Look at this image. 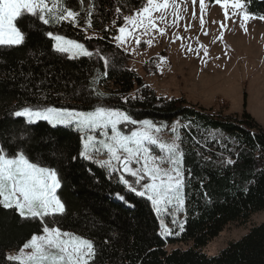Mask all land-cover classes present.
<instances>
[{
  "label": "trees",
  "instance_id": "trees-1",
  "mask_svg": "<svg viewBox=\"0 0 264 264\" xmlns=\"http://www.w3.org/2000/svg\"><path fill=\"white\" fill-rule=\"evenodd\" d=\"M98 2L91 28L97 38H88L83 21L81 27H74L66 22L43 25L30 14L23 15V23L17 19V26L27 32L25 44L0 47V138L23 132L30 136L28 154L59 170L62 186L58 195L66 215L59 218L57 226L91 239L102 253L96 264H264V223L215 257L204 252L230 224L248 222L264 211V128L246 110L228 113V104L214 112L185 97L158 95L130 67L131 54L114 43L116 30H110L112 20L118 27L123 23L115 14L116 7L124 16L136 12L143 0ZM241 2L252 16L264 17V0ZM46 31L83 43L93 56L73 61L52 54ZM100 56L108 59L107 69ZM166 57L161 51L145 64L146 72L158 74ZM88 87L101 95L100 103L126 110L135 119L179 122V145L188 171L183 230L174 236L164 237L149 202L127 192L115 178H107V170L83 159L72 160L81 150V133L46 122L28 126L9 116L15 109L36 105L87 110L97 103L86 99L92 94L85 92ZM81 93L85 98H75ZM122 97H128V103ZM229 160L233 163H227ZM116 193L125 195L136 207L126 206ZM36 231V222L21 218L14 209L0 207V264H11L5 259L7 253L20 249ZM177 243H192V247L166 250L167 245Z\"/></svg>",
  "mask_w": 264,
  "mask_h": 264
},
{
  "label": "snow or ice",
  "instance_id": "snow-or-ice-1",
  "mask_svg": "<svg viewBox=\"0 0 264 264\" xmlns=\"http://www.w3.org/2000/svg\"><path fill=\"white\" fill-rule=\"evenodd\" d=\"M86 2L87 8L83 7ZM197 2L201 13L199 24L203 29L206 23L204 11L208 5L205 0H192L193 9ZM214 3L224 9L225 21L232 19V16H240L246 23L252 18V14L244 11L246 4L241 0H214ZM77 4L80 6L78 11L72 9L68 0H52L51 6L49 0H0V47H18L25 44L27 32L15 23L18 18H21L23 23L22 17L25 14H30L43 25L66 22L74 27H81L83 21V30L87 31L92 28L93 16L98 14L100 4L98 0H77ZM229 6L234 10L231 15L228 12ZM169 7L174 15V26L184 19L175 0L171 5L169 0H143V3L137 5L134 17L122 16L121 8L116 7L115 14L121 17L123 23L117 29L119 34L113 39L120 48L127 51L125 44L135 38L136 45H140L139 35L148 34L149 29L164 36L165 29L158 26L157 20L167 19L165 12ZM154 13L161 15L154 18ZM195 17L196 12L193 10L192 18ZM111 23L115 25L116 21L112 20ZM189 27L190 25L186 24L185 31ZM226 27V23H219L222 31L218 39L223 38V30ZM108 30L107 27L104 28L105 32ZM44 34L52 42V54L73 61L82 57L91 58L94 54L83 43L68 39L58 32L46 31ZM176 39L183 40L184 37ZM146 43L151 45L152 41L148 40ZM200 48H203V45H200ZM187 51L199 55V48L188 47ZM43 54L42 52L41 55ZM204 55H208L207 51ZM99 58L107 69L108 59L103 56ZM51 72L50 68L49 73ZM85 92L92 93L86 97L87 100L97 101L87 110L36 105L15 109L9 116L17 120L22 119L28 126L46 122L51 127H67L82 133L81 150L72 157L73 161L83 159L97 164L101 169L107 170V178H115L127 192L149 202L160 221L162 235L173 234L172 229L164 222V216L171 217V224L182 231L183 222L177 213L184 208L185 173L188 170L183 166L184 151L180 145L162 143L154 135L167 125L157 126L148 119L138 120L126 110L100 103L101 95L95 94L91 87L86 88ZM75 98L85 96L81 93ZM121 99L128 103V97ZM172 131L175 132V128ZM5 136L6 139L0 138V207L14 209L21 218L36 222L37 229L23 243L18 254L7 255L6 261L11 264H96L97 257L102 253L91 239L63 231L57 226L59 218L66 215L65 204L58 195L62 186L59 170L42 160L36 161L28 154L30 136L23 132ZM196 143L200 144L201 141L197 140ZM152 146H156L163 154L157 155ZM101 154L105 155L106 159H98ZM52 155L55 157L56 152L53 151ZM227 163L233 161L229 160ZM88 171L91 174V169ZM115 196L126 206L136 207L125 195L116 193ZM91 226L95 227V224Z\"/></svg>",
  "mask_w": 264,
  "mask_h": 264
},
{
  "label": "rangeland",
  "instance_id": "rangeland-1",
  "mask_svg": "<svg viewBox=\"0 0 264 264\" xmlns=\"http://www.w3.org/2000/svg\"><path fill=\"white\" fill-rule=\"evenodd\" d=\"M51 3L52 0H49L50 6ZM68 3L73 10H80L77 0H68ZM172 3L173 0H169V4ZM175 3L180 15L184 17L182 21L172 25L174 15L172 8L169 7L165 12L167 19L157 20L158 26L165 29L164 36L149 29L148 34L139 35L140 45H136L135 38H133L125 44L127 51L121 48L131 54L130 67L142 76L160 96L185 97L191 102L205 106L213 104L212 107H203L213 108L214 112H218L223 104H228L235 113L242 114L246 110L264 128V19L252 16L245 23L240 16H232V19L225 21L224 9L220 5L211 4L209 0H205L208 5L204 11L206 23L201 29L198 2L195 9H193L192 0H175ZM83 7H88L87 2ZM193 10L196 12L195 19L192 18ZM233 11L229 6L230 15ZM135 14L136 12L128 13L124 16L134 17ZM81 15L84 16V13L81 12ZM160 15L161 13H154L153 17L157 18ZM220 22L227 25L223 30L222 39H218L222 31L219 28ZM186 24L190 25L187 31H185ZM118 28L116 23L110 30H116V35H118ZM205 32L209 34L204 35ZM85 33L90 38L99 37L91 28ZM177 37H184V39L178 40ZM148 40L152 41L151 45L146 43ZM113 41L117 44L114 39ZM200 45H203V48H200ZM188 47L199 48V55L195 52H188ZM160 51L169 53L170 58L166 57L164 64L162 66L160 64L158 74H148L145 64L157 57ZM205 51L208 53L207 56L204 55ZM95 56H98V53H95ZM153 123L157 126L167 125L160 132L154 133L160 142L180 144L179 123ZM173 128L175 132L172 131ZM152 147L157 155L163 154L156 146ZM98 159H106V156L101 154ZM177 215L182 221V211ZM164 222L173 232L171 235H163L164 237H171L179 232V229L171 224V217L164 216ZM263 223L264 211L254 214L248 222L232 223L204 248V252L210 257H215L231 243L245 237L252 228L261 226ZM191 247L192 243H177L167 245L166 250L168 252L176 249L188 250ZM18 252L19 249L13 250L7 255H15Z\"/></svg>",
  "mask_w": 264,
  "mask_h": 264
},
{
  "label": "crops",
  "instance_id": "crops-1",
  "mask_svg": "<svg viewBox=\"0 0 264 264\" xmlns=\"http://www.w3.org/2000/svg\"><path fill=\"white\" fill-rule=\"evenodd\" d=\"M161 52V51H160ZM159 52V53H160ZM166 52V51H165ZM159 53H158V55H159ZM166 54H167V57H169L168 55H169V53H167L166 52ZM170 58V57H169ZM164 59H163V61L161 62V66L164 64ZM160 68V67H159ZM150 86V85H149ZM187 99V98H186ZM189 102H191L189 99H187ZM191 103H194V102H191ZM194 104H199L200 106H205V105H202L201 103H194ZM212 106H214L213 104L212 105H208V106H205V107H212ZM229 109H230V111H231V113H235V112H233V110H232V108H231V106H229Z\"/></svg>",
  "mask_w": 264,
  "mask_h": 264
}]
</instances>
